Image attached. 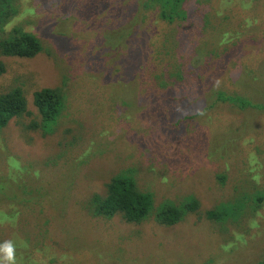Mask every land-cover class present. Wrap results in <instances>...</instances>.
I'll list each match as a JSON object with an SVG mask.
<instances>
[{
    "label": "rangeland",
    "instance_id": "374dc122",
    "mask_svg": "<svg viewBox=\"0 0 264 264\" xmlns=\"http://www.w3.org/2000/svg\"><path fill=\"white\" fill-rule=\"evenodd\" d=\"M256 1L243 0L247 11ZM140 2H10L15 14L0 24V39L17 27L43 50L28 59L1 56L0 95L20 88L29 115L0 132V264L264 262V112L214 106L230 84L264 104V16L231 6L243 21L249 14L247 33L233 40L224 35L223 0H199L180 25L163 29L148 18L143 47L126 53V40L114 35L132 30L137 39L141 13L126 20L125 7L136 11ZM204 43L209 51L200 58ZM146 45L169 49L154 63ZM46 88L64 92V107L36 126L34 93ZM122 174L153 193L141 224L96 210L94 198ZM191 199L199 201L196 213L159 222L162 206Z\"/></svg>",
    "mask_w": 264,
    "mask_h": 264
},
{
    "label": "trees",
    "instance_id": "16d2710c",
    "mask_svg": "<svg viewBox=\"0 0 264 264\" xmlns=\"http://www.w3.org/2000/svg\"><path fill=\"white\" fill-rule=\"evenodd\" d=\"M139 1H141L140 3H142V5L140 8H136V11H127L128 7H125L126 20L128 19L130 13L132 14V17H134L137 13H141V17L145 22L144 23L140 20L141 27L137 33V39L131 34L132 30H119L118 33L115 32L114 35V38L126 40L124 46L126 48V53H135L143 47L144 38L149 35L148 33L150 31V26H147L146 29L143 27L146 22L149 21L148 18H153L156 22L164 24L165 28L163 29H167L176 24L180 25L188 19L189 6L199 0ZM10 2H12V0H0V24L6 25L15 14V8L10 4ZM134 2H137V0H124V3L127 5L133 4ZM263 3L264 1L257 0L254 2L253 8L247 11V4L244 3L243 0H236V2L232 4H230L228 0H223L222 11L224 10L226 12L224 22L225 27L227 28L224 35L231 34L232 39L234 40L239 35L245 36L247 33L249 14L246 13L245 21H243L235 12L229 11L231 6L235 7L240 5L241 7L238 6L240 12H243V9L250 14H255L256 17H263L264 12L262 10H258ZM207 26L208 23H206V27ZM179 34H181V32ZM208 46L209 45L204 43L198 48V52L196 54H198L200 58H204L207 56V51H209ZM164 47L167 46H157L154 51L151 45H146V49L150 53L154 63H156V60L159 57L167 53L163 51ZM235 47V42H233V48L231 51H233ZM42 50L43 46L41 41L35 35L15 27L13 31H10L7 34V36L0 39V76L6 71V67L1 60V56L28 59L37 56V54H39ZM249 57L250 55L248 54L247 58ZM260 60L264 61V59ZM244 71L248 73L245 68ZM258 77L264 78L263 75ZM167 85L168 84H164L162 86L165 87ZM229 86L232 90L228 92L221 90L216 93V102L214 106L217 105L216 103H224L239 110L252 109L254 111L264 112V104L253 103V100L238 95L237 92L239 87L236 84H230ZM34 94V104L41 115V121L36 123V126H39V124L40 126L47 125L49 122L54 121L61 115L64 107L65 95L60 88H46ZM207 94H209V91ZM27 107V99L20 88H16L6 94L0 95V132L6 128L13 119L29 115ZM107 189V194L104 198H94V202L97 204L96 210L100 215L112 217L119 213L123 216L126 222L141 224L153 208V193L142 191L139 188L135 177L130 174H122L114 177L108 183ZM199 208V201L195 199L185 202L181 207L177 204L164 205L158 210L157 218L161 224L171 226L179 223L185 215L196 213L195 211ZM214 216L217 215L212 211H208L206 214L207 218L212 219ZM259 264H264V262Z\"/></svg>",
    "mask_w": 264,
    "mask_h": 264
},
{
    "label": "clouds",
    "instance_id": "9594fccd",
    "mask_svg": "<svg viewBox=\"0 0 264 264\" xmlns=\"http://www.w3.org/2000/svg\"><path fill=\"white\" fill-rule=\"evenodd\" d=\"M3 251L6 253L7 261H13V248L11 244H5L3 247Z\"/></svg>",
    "mask_w": 264,
    "mask_h": 264
}]
</instances>
